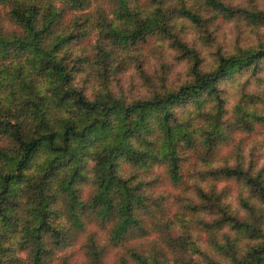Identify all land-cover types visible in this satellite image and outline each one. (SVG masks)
<instances>
[{"label":"trees","instance_id":"16d2710c","mask_svg":"<svg viewBox=\"0 0 264 264\" xmlns=\"http://www.w3.org/2000/svg\"><path fill=\"white\" fill-rule=\"evenodd\" d=\"M0 264H264V0H0Z\"/></svg>","mask_w":264,"mask_h":264},{"label":"rangeland","instance_id":"374dc122","mask_svg":"<svg viewBox=\"0 0 264 264\" xmlns=\"http://www.w3.org/2000/svg\"><path fill=\"white\" fill-rule=\"evenodd\" d=\"M226 35H227L228 37H231L230 32H226Z\"/></svg>","mask_w":264,"mask_h":264}]
</instances>
